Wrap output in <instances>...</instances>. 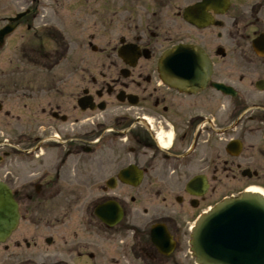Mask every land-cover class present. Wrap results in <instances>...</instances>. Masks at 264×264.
Wrapping results in <instances>:
<instances>
[{
  "label": "flooded vegetation",
  "instance_id": "af4514ba",
  "mask_svg": "<svg viewBox=\"0 0 264 264\" xmlns=\"http://www.w3.org/2000/svg\"><path fill=\"white\" fill-rule=\"evenodd\" d=\"M0 182V264H189L264 187V0H0Z\"/></svg>",
  "mask_w": 264,
  "mask_h": 264
},
{
  "label": "water",
  "instance_id": "95a60500",
  "mask_svg": "<svg viewBox=\"0 0 264 264\" xmlns=\"http://www.w3.org/2000/svg\"><path fill=\"white\" fill-rule=\"evenodd\" d=\"M17 222L16 205L0 182V242ZM191 237L197 264H264V197L247 192L221 202L198 220Z\"/></svg>",
  "mask_w": 264,
  "mask_h": 264
},
{
  "label": "bare ground",
  "instance_id": "6f19581e",
  "mask_svg": "<svg viewBox=\"0 0 264 264\" xmlns=\"http://www.w3.org/2000/svg\"><path fill=\"white\" fill-rule=\"evenodd\" d=\"M252 192L259 193L264 197V190L260 188H253L251 189Z\"/></svg>",
  "mask_w": 264,
  "mask_h": 264
},
{
  "label": "rangeland",
  "instance_id": "374dc122",
  "mask_svg": "<svg viewBox=\"0 0 264 264\" xmlns=\"http://www.w3.org/2000/svg\"><path fill=\"white\" fill-rule=\"evenodd\" d=\"M255 188H260V189H263V190H264V187H263V186H256ZM34 256H35V254L32 253V257H33V258H34ZM14 264H18V261L15 260ZM189 264H194L192 259L189 260Z\"/></svg>",
  "mask_w": 264,
  "mask_h": 264
}]
</instances>
